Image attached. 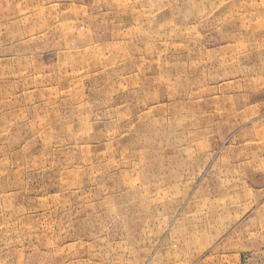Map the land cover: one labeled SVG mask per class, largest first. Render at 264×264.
<instances>
[{
  "label": "rangeland",
  "instance_id": "obj_1",
  "mask_svg": "<svg viewBox=\"0 0 264 264\" xmlns=\"http://www.w3.org/2000/svg\"><path fill=\"white\" fill-rule=\"evenodd\" d=\"M0 264H264V0H0Z\"/></svg>",
  "mask_w": 264,
  "mask_h": 264
}]
</instances>
